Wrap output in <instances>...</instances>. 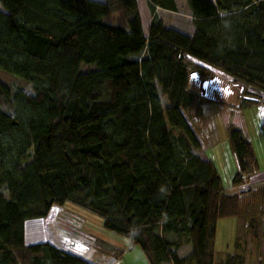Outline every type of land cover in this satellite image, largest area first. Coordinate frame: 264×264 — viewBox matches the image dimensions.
<instances>
[{"label":"trees","instance_id":"16d2710c","mask_svg":"<svg viewBox=\"0 0 264 264\" xmlns=\"http://www.w3.org/2000/svg\"><path fill=\"white\" fill-rule=\"evenodd\" d=\"M186 2L192 36L156 13L177 12V0H149L147 34L138 0H0V70L34 91L0 81V264H94L26 241L28 221L67 202L139 245L150 264H215L218 221L243 215L244 201L195 152L202 143L186 112L201 115L208 98L190 73L204 62L263 94L245 90L246 103H264V0ZM117 12L126 25L104 21ZM227 132L240 186L259 169L257 154L242 129ZM263 202L247 206L257 214L247 210L236 248L242 238L259 244ZM185 244L192 251L181 258Z\"/></svg>","mask_w":264,"mask_h":264},{"label":"rangeland","instance_id":"374dc122","mask_svg":"<svg viewBox=\"0 0 264 264\" xmlns=\"http://www.w3.org/2000/svg\"><path fill=\"white\" fill-rule=\"evenodd\" d=\"M141 2V11L147 26L151 19L153 20V16L149 2L148 4ZM177 4V12L158 10L156 13L168 27L191 33L194 19L187 2L177 0ZM104 21L109 24H127L123 12L108 15ZM194 62L205 69L202 71L192 69V71H198L202 79L218 76L225 84H230L233 89L231 94L218 96L215 100L208 99L202 105L201 115H198L195 109H189L186 112L190 124L196 130L202 143V148L195 152L205 160L216 161L217 167L221 170L223 182L228 187V192L239 195H257L256 201L260 204L263 202L260 195H264V103L263 101L258 105L246 103L243 92L246 90L250 96L263 94L250 86H245L240 81H234L233 77L215 67L198 60ZM0 81L10 87L13 92L22 90L28 94L34 93L31 83L14 74L0 70ZM191 87L200 92L194 80H191ZM161 99L163 105L167 106L166 98L161 97ZM229 125L243 130L257 154L259 169L245 174L244 184L240 186L232 184L235 164L229 152L231 148H228L230 147L227 132ZM247 206L248 204L243 203V212L250 210ZM256 211L255 206L253 211L250 210L249 215L256 216ZM246 217L247 214L240 213L237 217H226L219 220L216 244L218 258L221 253L233 252L238 225L239 223L242 225L243 218L246 219ZM261 221L264 225V206ZM250 240L245 249L241 250L246 264H264V235H260L259 244L255 240ZM26 241L28 244L51 242L94 264H150L139 245L105 229L100 217L73 202H67L64 207L54 206L45 218L28 221Z\"/></svg>","mask_w":264,"mask_h":264},{"label":"crops","instance_id":"0c3cea01","mask_svg":"<svg viewBox=\"0 0 264 264\" xmlns=\"http://www.w3.org/2000/svg\"><path fill=\"white\" fill-rule=\"evenodd\" d=\"M101 1H103V0H101ZM141 1L147 2V4H148L149 0H138V6H139L140 14H141V17H142L143 29H144V32H147L148 33V30H149V28L151 26L152 19H151V22H149L147 24V26H146V22H145V20L143 18V13L141 11V9H142V2ZM158 10H163V9L157 8V12H158ZM178 30H180V29H178ZM180 31H182V30H180ZM182 32H184V31H182ZM194 32H195V26L193 25V29H192L191 33L190 32H184V33L192 36L194 34ZM228 148H230V147H228ZM229 152H230L231 156L233 157V162L235 164L233 171H235L234 173H236L237 172V169H238L237 163H236V159L234 157V154L231 152V149H229ZM207 160L212 161L215 164L217 170L219 171L220 175L222 176L221 170H220V168L217 167L216 161L213 160V159H207ZM224 186H225V189L227 190L228 187H227V185H225V183H224ZM256 197H257V195H242V199L244 201V204L245 205L248 204L250 207H253V205H255L257 203ZM260 199L263 200V196L260 195ZM244 214H246V212ZM245 220L246 219L243 218L242 225H240V223L238 225L237 235H236V239H235V245H234L233 252H227L226 254L221 253L220 254V257L218 258V255H217V252L218 251L216 250V244H217V236H216V243H215V264H228L230 261H241L242 259H245V257L241 254V250H244L245 249L246 244L249 242L250 239L245 243V239L242 238V243H241L242 246L240 248H236V242H237V239H239L238 237L240 235V231H243L244 232L245 230H247V225L245 223ZM218 226L219 225L217 224V235H218ZM191 251H192V245L191 244H185V245H183V246H181L179 248L178 254H179V256L181 258H184V257L188 256L191 253ZM242 253H243V251H242ZM164 264H173V263L166 262ZM245 264H246V260H245Z\"/></svg>","mask_w":264,"mask_h":264},{"label":"flooded vegetation","instance_id":"af4514ba","mask_svg":"<svg viewBox=\"0 0 264 264\" xmlns=\"http://www.w3.org/2000/svg\"><path fill=\"white\" fill-rule=\"evenodd\" d=\"M206 79H209V78H206ZM205 93L208 99L215 100L218 96L233 93V89L231 88L230 84H225L223 81H220V82H214L213 84H210Z\"/></svg>","mask_w":264,"mask_h":264},{"label":"water","instance_id":"95a60500","mask_svg":"<svg viewBox=\"0 0 264 264\" xmlns=\"http://www.w3.org/2000/svg\"><path fill=\"white\" fill-rule=\"evenodd\" d=\"M190 79L194 80L197 83L200 89L201 95L205 98H207V95L205 92L208 89L209 85L213 84L214 82L222 81L221 78L218 76H213L212 78H209V79H202L200 76V73L196 70L191 71Z\"/></svg>","mask_w":264,"mask_h":264}]
</instances>
